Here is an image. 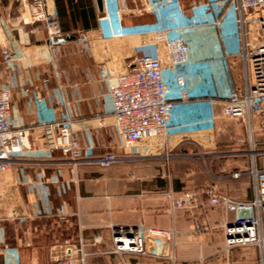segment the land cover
I'll use <instances>...</instances> for the list:
<instances>
[{
    "label": "crops",
    "instance_id": "crops-1",
    "mask_svg": "<svg viewBox=\"0 0 264 264\" xmlns=\"http://www.w3.org/2000/svg\"><path fill=\"white\" fill-rule=\"evenodd\" d=\"M32 1L24 6L19 0H0V88L10 90L13 118L27 130L18 162L0 176V264H56L67 242L84 246L87 264H255L260 256L257 247L226 253L221 229L210 234L193 232L197 223L223 221L221 208L210 207L203 195L207 186L215 184L239 200L255 196L251 180L246 176L235 179L232 173L251 168L253 162L264 168V136L256 134L259 147L256 143L254 148L259 153L253 158L247 123L222 115L228 91L224 81H229L230 89L242 91L246 76L253 80L250 64L230 54L228 76L221 78L217 65L206 70L223 82L218 86L221 97L215 101L213 131L154 141L136 152L121 148L108 83L100 76V70L120 72L129 59L148 52L143 46L152 43L161 30L177 31L191 44L194 61L225 56L227 48L241 46L235 26H216L209 0H162L157 15L146 8L147 0H45L46 11L56 15L63 35L70 36L52 44L42 24L30 22L42 10L29 6ZM245 29L253 41L257 22L252 20ZM7 43L14 52L9 63L2 56ZM161 53L166 58L165 51ZM192 77L197 94L199 80ZM55 91L63 104L61 112L50 101ZM36 97L42 101L36 103ZM65 113L74 116L71 130L79 149L92 148L94 156L113 151L131 159L108 169L87 162L75 164L70 154L56 149L60 134L43 127L62 120ZM193 117V109L177 115L188 128L193 126ZM225 121L229 122L225 125ZM182 140L188 142L178 145ZM147 150H186L190 158L194 150H214L216 158L204 160L208 169L203 171L193 167L180 174L171 170L172 160L161 172L158 158L146 156ZM172 157L175 161L182 156ZM133 159L136 165L131 166ZM55 176L57 184L52 181ZM66 184L69 188L59 195L58 185ZM187 190L197 192L194 207L172 213L170 193L180 196ZM61 208L64 216L56 213ZM48 209L53 213L37 214ZM112 224L173 230L168 255L120 257L113 252ZM96 237L101 241L96 242Z\"/></svg>",
    "mask_w": 264,
    "mask_h": 264
},
{
    "label": "built area",
    "instance_id": "built-area-1",
    "mask_svg": "<svg viewBox=\"0 0 264 264\" xmlns=\"http://www.w3.org/2000/svg\"><path fill=\"white\" fill-rule=\"evenodd\" d=\"M19 1L28 6L29 0ZM161 2L162 0H147L145 6L157 15ZM31 5L41 7L42 10L39 15L31 16L30 22H40L52 44L70 38L63 35L56 15L46 11L45 0H33L29 6ZM209 7L217 18L215 25L224 29L228 24H232L241 41V46L227 48V55L194 61L191 44L177 31L161 30L155 33L152 43L143 46L148 52L129 59L122 71L100 70L101 79L108 83L114 125L124 151L136 152L144 147L147 141H164L175 136L186 137L193 132L213 131L217 120L215 101L221 97L218 86L223 83L218 75L221 78L228 76V57L230 54H236L250 64L253 80L250 81L246 76V85L242 91L230 89L229 81H224L228 91L222 115L247 123L253 158L254 154L259 153L254 146L257 143L256 134L264 136V0H209ZM252 20L256 21L259 27L253 41L249 40L250 30L245 29ZM161 49L165 51L166 58ZM2 56L7 63L14 58V52L8 43L2 46ZM216 65L222 69V74H215L214 78L213 74L206 70ZM192 76H197L199 80L197 94L192 89ZM35 101L40 103L42 99L36 97ZM50 101L56 112L62 111L63 104L57 91L50 94ZM186 109L194 111L191 128L177 118V115ZM73 120V115L65 113L62 120L46 123L43 127L49 132L60 134L61 140L56 149H61L65 155L70 154L75 164L87 162L108 169L131 159L113 151L94 156L92 148L79 149L71 130ZM26 137L27 130L22 129L13 118L10 90L1 87L0 176L13 170L18 162L16 157L26 147ZM186 142L188 141L182 140L178 145ZM207 172L210 174L209 170ZM58 176L53 178V183H58ZM244 176L253 184L254 198L248 201L239 200L220 191L215 184L207 186L203 189V195L206 196L210 207L221 208L223 221L218 225L197 223L193 232L210 234L216 229H221L225 237L226 253L235 248L257 247L260 256L255 264H264V168H258L253 162L251 168L232 173L235 179ZM68 188L67 184L58 185L57 191L62 195ZM196 200L197 192L192 190L184 191L180 196L170 193V210L173 213L175 210L193 208ZM52 213L51 209L44 212L37 210L39 215ZM56 213L65 215L62 208ZM111 230L113 252L120 257L124 254L166 256L168 241L174 234L173 230L147 228L143 225L112 224ZM95 241L100 242L101 237H96ZM69 243H66L68 245L56 260V264H87L84 246H70Z\"/></svg>",
    "mask_w": 264,
    "mask_h": 264
},
{
    "label": "rangeland",
    "instance_id": "rangeland-1",
    "mask_svg": "<svg viewBox=\"0 0 264 264\" xmlns=\"http://www.w3.org/2000/svg\"><path fill=\"white\" fill-rule=\"evenodd\" d=\"M221 121H223V120H221ZM225 122H226L225 123V125H226L227 122H229V121H225ZM234 123L237 124L236 122H234ZM260 138H263V137L260 136ZM153 142L154 141H147L144 144H146V145L150 144V143L152 144ZM258 144L259 143L257 142L256 148L259 147ZM211 152H212V150L211 151L194 150L192 152L193 154H191V155H194V156H192L191 158L196 160L195 162H193V161L191 162L190 161L191 158H190L189 154H186V153H188V151H186V150H183L181 152H175V153H172V152H169V151L166 152V150L157 151V152L154 151V150L153 151L152 150H147V152H144V153H146V156H156L158 158V161H159V164H160L159 168H160L161 172L163 171L164 168H165V171H166V169H167L166 164L169 161L173 160L171 162V164H173L172 167H171V170L174 169L177 172L179 171L180 174H184L185 172L188 171V169H191L193 167H194L195 170H198V169L201 170V171L206 170L207 168H206V166L204 164V160L208 163L209 159H215L216 158V156H215L216 155V151L213 150V152L212 153ZM210 153H211V156L209 155ZM174 154H178V155L180 154L182 157L178 158V159H175V161H174V159L172 157ZM131 156H136V155H131ZM136 161H137L136 159H133L132 160L133 163L131 162V166L132 165H136ZM188 161L193 163V164L189 163Z\"/></svg>",
    "mask_w": 264,
    "mask_h": 264
},
{
    "label": "bare ground",
    "instance_id": "bare-ground-1",
    "mask_svg": "<svg viewBox=\"0 0 264 264\" xmlns=\"http://www.w3.org/2000/svg\"><path fill=\"white\" fill-rule=\"evenodd\" d=\"M108 20V19H107ZM120 25V24H119ZM117 26V25H116ZM114 29V28H113ZM112 32V31H111ZM123 33V32H122ZM123 35V34H122Z\"/></svg>",
    "mask_w": 264,
    "mask_h": 264
}]
</instances>
